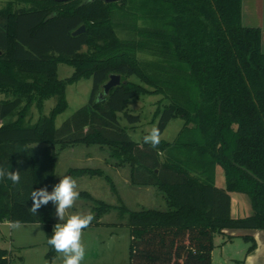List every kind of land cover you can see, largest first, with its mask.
I'll return each mask as SVG.
<instances>
[{
  "label": "trees",
  "instance_id": "trees-1",
  "mask_svg": "<svg viewBox=\"0 0 264 264\" xmlns=\"http://www.w3.org/2000/svg\"><path fill=\"white\" fill-rule=\"evenodd\" d=\"M8 0L0 7V165L20 171L21 181H0V221L41 223L46 257L57 253L47 244L53 234V204L30 211L32 190L53 189L59 152L75 145L108 149L115 166H128L130 181L153 186L165 209L130 210L111 206L79 191L92 202L94 219L116 208L126 216L129 264H211L214 236L226 229L264 230V53L261 30L241 20V0ZM133 14L144 22L134 38H120L115 18ZM84 25L85 30L72 35ZM127 30V29H126ZM83 47L86 52L80 55ZM140 52L151 59H141ZM75 66L60 79L57 65ZM110 74L120 83L99 98ZM136 76L139 82L130 80ZM92 80L88 102L61 127L55 117L66 109L65 86ZM145 93L165 100L158 111L160 133L173 118L183 126L173 141L151 145L133 141L117 113L130 124L138 115L127 102ZM48 115L26 120L36 102ZM13 115L17 118L10 119ZM224 187L215 185L216 168ZM76 175L101 176V169H74ZM246 195L250 215L233 217L230 193ZM120 201V200H119ZM247 253L256 248L251 236ZM12 251L0 247V264H12Z\"/></svg>",
  "mask_w": 264,
  "mask_h": 264
},
{
  "label": "rangeland",
  "instance_id": "rangeland-1",
  "mask_svg": "<svg viewBox=\"0 0 264 264\" xmlns=\"http://www.w3.org/2000/svg\"><path fill=\"white\" fill-rule=\"evenodd\" d=\"M8 0H0V7L4 6ZM115 23H121L115 29L120 38H134L136 31L132 28L144 26V22L138 16L133 14H121L115 18ZM127 29V30H126ZM87 47H83L80 55L86 52ZM138 57L141 59H151L152 57L144 52H140ZM75 66L67 63L57 65L58 78L64 79L73 74ZM133 82H139L136 76L130 78ZM92 80L90 77L81 78L76 82L65 86L66 109L55 117V126L61 127L63 122L69 119L79 108L84 106L89 99ZM12 95L0 91V100L11 98ZM165 100L159 93H145L138 97L130 99L126 104V111L129 114L138 115L139 121L130 124L123 113H117L120 124L126 129L129 137L136 142H142L143 137L147 135L153 127H157L158 111L162 110ZM55 104V98L46 99L39 111L36 102L28 107L26 120L35 122L40 114L48 115ZM17 116L13 115L10 119L14 120ZM1 124V122H0ZM183 126V120L173 118L169 121L165 129L161 132V140L173 141ZM75 150L90 152L100 156V161H89L84 158L72 157L68 150H64L58 155L57 165L54 175L53 186L59 182L64 175H69V169L72 167H94L101 168L112 177L117 188L118 194H115L110 184L100 176H72L77 180L78 191L88 192L94 199L104 202L111 206L124 204L130 210L141 208L165 209V202L162 195L154 188L150 187L151 193L143 195L144 188L135 186L134 193H131L130 187L119 178L114 167L115 160L108 158V149L106 147L77 145ZM109 166V167H108ZM128 172L129 169L124 168ZM121 171H119L120 173ZM124 174V172L122 173ZM224 173L221 167L216 168L215 185L224 187ZM231 213L233 217H242L250 215L252 212L251 204L246 195L232 192ZM120 199V201H119ZM92 202L80 198L76 201L73 208L69 209L67 215L73 213L87 214L92 212ZM100 225L89 226L83 230L82 242L86 247V256L82 264H129V230L127 227L126 216L120 217L116 208L110 209L100 217ZM53 229L61 221L56 216V209L53 205ZM23 224V223H22ZM19 230H14L9 226L0 225V247L8 248L12 251V264H59L56 259L58 254L51 261L46 257L48 248L45 244V230L39 223H24ZM2 231V232H1ZM251 229H226V234H216L214 236V248L212 250L211 264H253L250 263L257 253H247L250 241L244 239V236H253ZM263 236V235H262ZM262 248L264 247V238L259 237ZM11 243V245L9 244ZM263 243V244H262ZM10 245V246H9ZM261 248V247H260ZM261 254L263 250L261 249ZM259 253V251H258Z\"/></svg>",
  "mask_w": 264,
  "mask_h": 264
},
{
  "label": "clouds",
  "instance_id": "clouds-1",
  "mask_svg": "<svg viewBox=\"0 0 264 264\" xmlns=\"http://www.w3.org/2000/svg\"><path fill=\"white\" fill-rule=\"evenodd\" d=\"M146 144L153 148L159 145L161 133L158 127H153L150 132L143 137ZM7 178L13 184L21 181L20 171H9L0 165V181ZM77 180L69 175H64L57 184L53 186L51 192L47 187L32 190L30 198L32 206L30 211L33 215L38 214L42 206L51 202L56 209V216L61 221L54 226L53 234L48 238L47 244L58 254L59 264H82L86 256V247L82 242L83 230L90 226L94 219V214L73 213L67 215L69 209L73 208L79 199ZM9 227L14 230L21 229L24 225L21 221L7 222Z\"/></svg>",
  "mask_w": 264,
  "mask_h": 264
},
{
  "label": "crops",
  "instance_id": "crops-1",
  "mask_svg": "<svg viewBox=\"0 0 264 264\" xmlns=\"http://www.w3.org/2000/svg\"><path fill=\"white\" fill-rule=\"evenodd\" d=\"M241 3H242V5H241V20H242V24L244 26H247V27H258V28H260V30H261V49H262V52L264 53V0H241ZM79 145H81V144H79ZM79 145H77V146L79 147ZM75 149H76V146H70V147H67V148L61 150L59 152V154L61 152H63L64 150H68L69 153H70V156H72V157H79V158H84V160L102 162V160L100 161V159H101L100 156H98L97 154L93 153L94 150L90 151V152L89 151L88 152H85V151L82 152L80 150H75ZM57 158H58V156H57ZM56 165H57V160H56ZM56 165H55V169H54V175H55ZM113 166L115 167V165H113ZM82 168L101 169V168H97V167L96 168H94V167L93 168L92 167H78V168L74 167V168H72L71 167L69 169V173H70L69 175L79 176V175L74 174L72 172V170H74V169H82ZM110 168H112L114 171H116L117 175L123 181V183H125L127 186L130 187L131 193H134V191H133L134 187L137 186V185L132 184L131 181H130V176H129L130 175V169H129V167L128 166H122V167L116 166V168H113V167L110 166ZM124 168L129 169L128 172H125V170H121V169H124ZM101 170H103V169H101ZM119 171H121V172L119 173ZM104 172L106 173V171H104ZM123 172H124V174H122ZM80 176H88V175H80ZM88 177H94V176H88ZM110 178H111V180H112V182L114 184V181H113L112 177H110ZM53 181H54V177H53ZM114 186H115V184H114ZM138 187L144 188L143 195L146 193V196H148L147 193H151L149 188L153 187V186H138ZM115 188H116V186H115ZM155 189L157 190V188H155ZM116 192L117 193H115V194H118L117 188H116ZM150 196H153L152 193H151ZM150 196H148V197H150ZM162 198H163V196H162ZM52 218H53V212H52ZM7 222L8 221H0V225L9 226ZM99 222H100V219H99ZM39 224H41V223H39ZM251 231H253L252 232V235H253L252 237H253V239L256 242V248L252 251L253 253L250 255V257H253L256 253H257V255L254 257V259L252 258L250 263H253V264H264V254H261V252H260L261 249H262L263 253H264V247L262 248L261 242L259 241V237H263L264 238V230L251 229ZM223 232L224 233L222 235L226 234V230H224ZM9 244L11 245V243H9ZM1 248H4V247H1ZM5 249H10V247L5 248ZM258 251H259V253H258ZM211 257H212V253H211ZM224 264H227V263H224ZM244 264H246V262H244Z\"/></svg>",
  "mask_w": 264,
  "mask_h": 264
},
{
  "label": "water",
  "instance_id": "water-1",
  "mask_svg": "<svg viewBox=\"0 0 264 264\" xmlns=\"http://www.w3.org/2000/svg\"><path fill=\"white\" fill-rule=\"evenodd\" d=\"M56 2H65L68 0H52ZM95 1H102L104 3H113L119 2L121 0H83L82 4H88ZM85 30L84 25H81L79 28L72 32V35H78ZM120 83V76L117 74H110L108 80L102 85V92L99 94V98L101 99L103 96L107 95L111 88L117 86Z\"/></svg>",
  "mask_w": 264,
  "mask_h": 264
}]
</instances>
